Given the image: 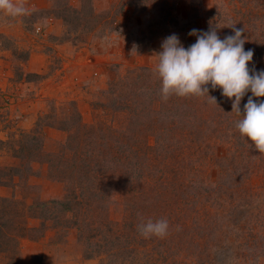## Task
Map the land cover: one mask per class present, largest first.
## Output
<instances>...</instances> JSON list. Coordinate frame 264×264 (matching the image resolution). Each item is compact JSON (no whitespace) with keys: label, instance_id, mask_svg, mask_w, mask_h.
<instances>
[{"label":"rangeland","instance_id":"obj_1","mask_svg":"<svg viewBox=\"0 0 264 264\" xmlns=\"http://www.w3.org/2000/svg\"><path fill=\"white\" fill-rule=\"evenodd\" d=\"M127 1L88 0L85 13L83 0H17L27 14L0 12V198L21 209L32 205L35 214L42 203L65 200L71 188L57 175V159L69 133L59 128L70 127L76 114L87 126H124L127 114L110 106L112 85L147 68L153 75L141 84L159 90L157 54L172 34L187 48L196 40L192 29L219 25L223 39L233 34L231 27L244 28L245 50L254 51L249 68L264 69V0ZM209 89L217 103L208 94L164 101L159 92L149 106L165 115L157 124L163 143L171 120L181 118L182 129L187 120L184 159H193L188 168L196 172L183 176L186 189L158 195L141 213L114 197L109 208L91 210L76 227L57 225V216L48 215L47 229L32 233L39 238L21 239L16 253L0 251V264H264V155L239 135L231 101ZM250 95L241 101L242 114ZM190 106L195 114L182 117ZM149 119L142 118L146 124ZM26 135L38 140L22 152ZM33 151L32 160L24 158ZM257 158L261 166L250 172ZM161 218L170 225L164 239L139 234L142 219ZM39 223L28 221L29 227Z\"/></svg>","mask_w":264,"mask_h":264},{"label":"trees","instance_id":"obj_2","mask_svg":"<svg viewBox=\"0 0 264 264\" xmlns=\"http://www.w3.org/2000/svg\"><path fill=\"white\" fill-rule=\"evenodd\" d=\"M138 1L141 0H128L126 5L139 4ZM83 2L81 11L88 13V0ZM64 20L68 23L67 19ZM151 74L147 68L135 69L117 81L115 86L112 85L114 104L111 102L110 106L117 112L127 114L128 120L124 126L113 128L107 123L87 126L76 114L67 121L70 127L59 128L69 135L67 150L57 159V175L70 186L71 194L65 200L42 203L38 206L41 211L39 214L31 213L34 208L32 205L21 209L16 201L0 198V245L3 246L0 251L13 254L18 251L21 239L39 238L32 233L47 229L48 215L53 220L57 216V225H69L72 222L76 227L80 222L85 224V219H90L91 210H101L107 203L109 208L114 197L123 198L125 205H133L141 213L152 205L158 195L163 198L186 189L188 185L183 176L189 174L191 168V172H196L194 167L188 168L193 159L190 162L184 159L183 136L188 134L187 120L184 119L183 129L181 118L175 123L171 120L164 130L168 132L164 138L166 141L161 142L160 137L165 132L158 131L160 127L157 124L162 122V116L165 115L156 105L155 109L149 107L153 100L156 101L160 89H152L147 83L141 84L147 82ZM188 113L195 114L194 108L188 107L182 117H187ZM143 116L150 118L147 124L142 120ZM150 126H156L152 135L147 133ZM150 137L155 138L154 144H150ZM35 140H38L36 136L26 135L20 139L19 148L23 152L25 146ZM196 150L198 153V148ZM32 153L35 151L29 152L26 157L24 155V158L32 160ZM255 154L259 155V152L256 150ZM259 158L250 162L255 167L250 168V172L256 166H261L257 164ZM24 167L29 171L30 166ZM31 219L40 220L39 226L29 227L28 221Z\"/></svg>","mask_w":264,"mask_h":264},{"label":"clouds","instance_id":"obj_3","mask_svg":"<svg viewBox=\"0 0 264 264\" xmlns=\"http://www.w3.org/2000/svg\"><path fill=\"white\" fill-rule=\"evenodd\" d=\"M0 12L15 18L27 14V8L17 0H0ZM231 28L233 34L223 39L218 36L219 25L208 31L192 29L189 35L196 40L187 48L176 34L166 37L154 70L161 82L160 94L167 101L173 95H209V86L212 91L219 89L231 101L232 113L240 117L235 127L241 138L264 154V100L254 99L264 97V69L249 68L254 51L245 50L244 28ZM249 92L242 114L241 101ZM210 98L216 102L215 97ZM169 228L167 218L142 219L138 232L144 239H164Z\"/></svg>","mask_w":264,"mask_h":264},{"label":"built area","instance_id":"obj_4","mask_svg":"<svg viewBox=\"0 0 264 264\" xmlns=\"http://www.w3.org/2000/svg\"><path fill=\"white\" fill-rule=\"evenodd\" d=\"M39 31H40V29H39Z\"/></svg>","mask_w":264,"mask_h":264}]
</instances>
